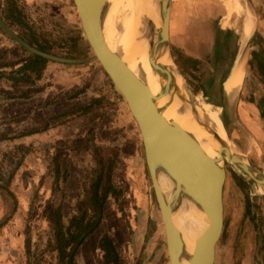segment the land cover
Wrapping results in <instances>:
<instances>
[{"label": "rangeland", "instance_id": "374dc122", "mask_svg": "<svg viewBox=\"0 0 264 264\" xmlns=\"http://www.w3.org/2000/svg\"><path fill=\"white\" fill-rule=\"evenodd\" d=\"M11 1L13 15L8 9ZM243 1L256 17L255 35L242 47V31L238 26L234 30L240 37L238 55H246L247 78L232 103L231 116L224 119L235 154L264 172V0ZM220 2L225 4L183 0L182 12L204 17L210 9H200L201 4L221 6ZM0 15L31 46L44 45L46 53L80 60L46 58L37 64L35 53L0 25V135L8 137L0 140V223L7 219L0 226V264H69L58 250L56 213L66 238L77 232L78 224L90 230L82 242L70 239L68 251L74 244L77 249L75 264L169 263L139 128L101 64L96 59L83 61L93 53L74 0H0ZM226 15V10L218 15L222 24ZM171 52L191 94L221 110L220 93L205 82V72L212 70L193 65L197 74L191 77V63L186 60L182 69L183 54L172 45ZM29 76L32 82L12 78ZM86 105H91L86 112L76 110ZM29 129L37 132L17 136ZM225 168L222 264H264V193L227 157ZM109 175L121 193L109 194L96 214L93 187L101 178L103 192Z\"/></svg>", "mask_w": 264, "mask_h": 264}, {"label": "water", "instance_id": "95a60500", "mask_svg": "<svg viewBox=\"0 0 264 264\" xmlns=\"http://www.w3.org/2000/svg\"><path fill=\"white\" fill-rule=\"evenodd\" d=\"M120 1L122 2L119 7L132 8L128 5V0ZM181 1L155 0L152 6V16L142 14L140 18H137V20H141L140 24L136 26L137 30H141L142 38L150 39V63L161 75L164 74L165 66L159 63L154 56L160 47H164L168 56L172 59L171 37ZM74 2L84 37L93 53L88 59L83 61L96 59L101 64L108 79L112 81L132 112L140 129L150 181L154 187L164 223L169 264H182L180 256L183 242L180 232L172 220V216L180 210L183 194L192 197L197 206L210 219L209 226L196 241V250L200 249L205 254L207 258L206 264H222L224 255L223 192L226 178L225 157L227 153H230L228 148L224 147L221 152L220 160L223 164L219 172L213 173L200 168L184 145V140L197 142L193 135L183 130L173 120H167L162 114V110L157 107V98L152 94L148 85L130 69L122 58L116 60V57L110 54L103 36L102 18L104 9L110 6L111 3L108 0H74ZM0 25L17 42L35 54L63 63L80 62V60L39 51L20 38L5 23L1 15ZM254 35L255 33H253L248 43L252 42ZM179 72L181 73L180 70ZM165 105L167 106V102L161 107ZM232 156L234 157V161H232L251 177L264 193V172L257 169L249 161L247 165L244 164L235 152ZM160 170L167 173L175 183L173 189H171L172 192L165 193L166 195L158 181V172ZM100 214L99 212V216ZM89 231L86 229L81 238L83 239ZM112 253H115L113 248Z\"/></svg>", "mask_w": 264, "mask_h": 264}, {"label": "bare ground", "instance_id": "6f19581e", "mask_svg": "<svg viewBox=\"0 0 264 264\" xmlns=\"http://www.w3.org/2000/svg\"><path fill=\"white\" fill-rule=\"evenodd\" d=\"M108 1L111 4L104 9L102 19L103 36L110 54L114 55L116 60L122 58L130 69L148 85L152 94L157 98V107L162 110L167 120H173L183 130L193 135L197 142L184 140V145L194 162L200 168L213 173L219 172L223 164L220 157L224 147L228 148L230 153H227L226 157L231 161H234L232 155L237 151L228 135L224 116L227 115L226 107L235 101L242 85L246 55L240 52L233 66L219 82L222 101L226 106L223 111H215L210 108V103H205L191 94L188 84L164 47H160L154 56L159 63L164 64V74L161 75L151 65L149 60L150 39L142 38V32L137 30L136 26L140 24L141 20L137 18H140L142 14L152 16V6L155 0H128L131 9L120 8L119 4L122 2L120 0ZM223 1L228 12L224 25L229 27L232 24L241 29L243 47L255 31L254 12L243 0ZM119 21L122 22L121 27L118 24ZM190 30L194 31L193 28ZM145 35L147 36L146 33ZM165 102L167 106L161 107ZM129 112L133 117L130 109ZM134 120L136 121L135 118ZM242 161L248 164L247 158ZM158 181L164 194L172 192L171 189L175 183L163 170L158 172ZM172 218L183 242L181 263L206 264L205 254L200 249L196 250V241L210 224L208 215L197 206L192 197L183 194L180 210L174 213ZM161 221L163 223L162 217Z\"/></svg>", "mask_w": 264, "mask_h": 264}, {"label": "crops", "instance_id": "0c3cea01", "mask_svg": "<svg viewBox=\"0 0 264 264\" xmlns=\"http://www.w3.org/2000/svg\"><path fill=\"white\" fill-rule=\"evenodd\" d=\"M182 3L183 0L181 1L177 21L172 32L171 45L172 47H176V49L183 54L185 60L182 66L183 68H186V54H188L187 56L193 61L195 60L199 67L203 61L207 64L209 70L214 71L213 77H210L209 83L211 82L213 85L215 93H220V99H222L219 82L227 73V71L224 72L223 68H231L239 53L238 45L240 37L238 36V31H234L236 26L231 24L229 27H225L224 23L222 24V21L218 19V15L224 14L225 10L227 12L225 4L221 2V6L218 4H201L200 9H210L209 14H203L204 17H196L194 14L191 15L184 10L186 13L185 15L182 12ZM226 17L227 15L225 19ZM180 27L182 30L179 29ZM191 28H193L194 31L190 30ZM221 45H223V47L221 51H219L218 46L220 47ZM219 52H222L223 55H220ZM209 60L210 62L207 63ZM26 99H29V97ZM225 106L224 104L221 110H224ZM231 109L232 105L226 107L225 113L228 114V117L231 116Z\"/></svg>", "mask_w": 264, "mask_h": 264}, {"label": "trees", "instance_id": "16d2710c", "mask_svg": "<svg viewBox=\"0 0 264 264\" xmlns=\"http://www.w3.org/2000/svg\"><path fill=\"white\" fill-rule=\"evenodd\" d=\"M10 6H8V9L10 10V13L13 15V10L15 9V4L13 3V1L10 2ZM12 9V10H11ZM11 16V15H10ZM13 17V16H12ZM14 18V17H13ZM19 23H21V21H19ZM44 45H40L38 46V49L42 52H47V48L42 47ZM33 57L35 59H37V64H39L40 62H46L48 61V59L38 55V54H33ZM40 61V62H39ZM16 82H23V81H27V82H32L34 79L31 78L30 76L27 78H22V77H12ZM27 97L28 95H14L12 96L13 98L16 97ZM91 105H86L84 107H80L79 109H76L77 111L84 113L86 112ZM37 132L35 129H29V130H23L20 131L19 133H17V136H24V135H30L32 133ZM2 138H8L7 135H0V140ZM105 186L103 188V192L101 191L102 185H101V178L98 179V181L96 182V185L93 187V193H92V197H91V202L93 207L95 208L96 214H97V210L99 208H103L106 200L109 196V194H119L121 193V191H119L111 182V178L110 175L108 177V181H106V184L103 185ZM56 215V237H57V242H58V250L60 253V257L62 259L64 258H68L69 259V264H75L74 263V259H75V255L77 252L76 249V242L79 241V239L81 240L80 242H82L81 235L83 234V232L85 231V229H87V226H83L81 227V224H78V230L75 234H71L69 238H66L65 236V226L63 225V223L61 222V215H59L58 213L55 214ZM76 219V218H74ZM7 219L3 220L0 223V226L4 225L6 223ZM70 239L75 241V244L71 246L70 251H68V245H70ZM104 242L106 243H110L111 246H113V243L109 240H104Z\"/></svg>", "mask_w": 264, "mask_h": 264}, {"label": "flooded vegetation", "instance_id": "af4514ba", "mask_svg": "<svg viewBox=\"0 0 264 264\" xmlns=\"http://www.w3.org/2000/svg\"><path fill=\"white\" fill-rule=\"evenodd\" d=\"M222 47H223V45H221L220 47L218 46V49H219V51H221V49H222ZM238 49H239V46H238ZM238 49H237V52H238ZM220 53V55H223V53L222 52H219ZM219 53H218V55H219ZM188 54H186V60H188L190 63H191V65L190 66H188V69L190 70V68H192V70H190L189 71V75L192 77V76H194V74L196 75L197 73H196V71L195 70H193V65L196 67V69H199V66L197 65V62L194 60H192L189 56H187ZM238 55V54H237ZM236 59H237V57H236ZM210 62V60L207 62V63H209ZM207 64L205 63V62H203L202 61V66H206ZM180 66V65H179ZM180 67H182V66H180ZM182 69H183V67H182ZM195 69V68H194ZM184 71V70H183ZM186 71V70H185ZM209 71L207 70L206 72H205V75H206V80H205V82L207 81H210V77H213L212 75L214 74V71L212 70V72L209 74L208 73ZM225 72V71H224ZM246 67H245V74H244V77L245 78H243L244 80L247 78V75H246ZM194 73V74H193ZM203 72H202V76H203ZM186 75V72H184V76ZM202 78V77H201ZM211 83V82H210ZM212 85V84H211ZM207 88H208V86H207Z\"/></svg>", "mask_w": 264, "mask_h": 264}]
</instances>
